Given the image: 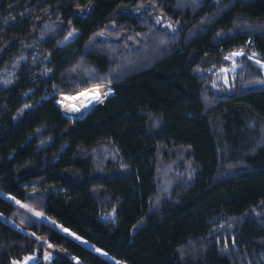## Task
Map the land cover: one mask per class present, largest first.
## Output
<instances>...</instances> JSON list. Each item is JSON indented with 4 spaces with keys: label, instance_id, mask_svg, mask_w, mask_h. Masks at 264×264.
<instances>
[{
    "label": "trees",
    "instance_id": "obj_1",
    "mask_svg": "<svg viewBox=\"0 0 264 264\" xmlns=\"http://www.w3.org/2000/svg\"><path fill=\"white\" fill-rule=\"evenodd\" d=\"M122 50L132 61L113 72ZM235 50V78L216 89ZM253 57L264 60V0H0V75L14 70L0 84V264L46 242L61 251L49 264H264ZM59 94L88 112L65 116L76 113ZM105 146L114 159L99 165Z\"/></svg>",
    "mask_w": 264,
    "mask_h": 264
},
{
    "label": "rangeland",
    "instance_id": "obj_2",
    "mask_svg": "<svg viewBox=\"0 0 264 264\" xmlns=\"http://www.w3.org/2000/svg\"><path fill=\"white\" fill-rule=\"evenodd\" d=\"M188 1L190 3L197 2V0H188ZM179 3L184 4V0H179ZM149 12L151 14L155 15L156 22L161 27H166V28L168 27L170 29H173L174 28V26L168 20H166L161 15H158L157 12H155L153 9H151ZM113 36H115V35L113 34L112 37ZM122 36H127V35L126 34H122ZM27 47L28 46L24 44V48H27ZM31 47H34V46H31ZM235 53H243V52L240 51V50H235V51L229 52L226 55L227 63L224 65V68L220 69L216 73V83H218V85L217 84H214V86H215L216 89H218L219 87H220L221 90L229 88V86L231 85L233 79L235 78V71H237L239 69V65L241 63V59H242V56H243V54L242 55H234ZM130 55H131L130 52H126V51L122 50L121 53H120V55L118 56V62L117 63H119V65L116 68L113 69L114 70L113 72L118 71L120 69V67H127L131 63V61H132ZM23 58L24 57H20V59H23ZM253 58H254L253 60H255V64H257V66L261 68V70H262V72L264 74V60L263 59H260L259 57H253ZM32 60H34V55L31 56L30 61H32ZM80 68H83L84 70H87V71H91V68L89 66H87L85 63H81L80 64ZM13 73H14V70L13 69H9L7 72L4 71L0 75V84H3L4 85V84L9 83L10 79L12 78ZM90 89L93 91V93L89 97V103H88L89 104V109H88V111L95 104L96 98H95L94 94L97 93V90L94 87H90ZM58 96H59L58 97V101H59L60 94ZM74 96H76V98H78V101L80 103V105L75 110H72L71 109L76 114H72V113H70L68 111H65V110H64L65 113L62 111L65 116L69 115L70 116L69 118H71V119H73V118H80L86 112V102H85V107H83V102H82V99L79 97V95L76 94ZM92 154L94 156V159L97 161V163L99 165L101 164V162L99 161V160H101V158H103L104 160L106 158H107V160L108 159H114V155H115L113 153V151H111L109 149V147H106V146L105 147H102V148H100V149H98L96 151H93ZM99 157H101V158H99ZM170 169H171L170 167H164L163 168V171L160 172V177H161L160 188H161V191L162 192L165 191L164 189L166 187V184L169 182V179L172 177V173H171V170ZM5 198H7L8 200H10V201H12L14 203H17L18 202V200L15 199L14 197H12L11 195H5ZM44 219L46 221L48 220L45 217H44ZM56 228L59 231L65 233L68 236L72 237L73 239L77 240L78 242H80V243H82V244H84L86 246H89L90 248H92L98 254H101L103 256H106L103 251H101V250H99V249H97L95 247H91V245L86 240H84L83 238L79 237L78 235H76L75 233L71 232L70 230L64 228L63 226L57 225ZM21 231L23 233H25V234H34L32 231L27 230V229H24V228H22ZM37 239L38 240H41L40 237H37ZM46 245L49 248L47 247V249L41 250L40 252L35 251L33 254L26 255L22 259L12 260V263L11 264H34V263H36V262H38L40 260H42V262L44 264H49L51 262L52 258L57 253H59L61 251H60L59 248H54L52 246V244L49 243V242H46ZM68 256L70 258L74 259V260H77L81 264H85V263H82L81 261H79L78 259H76V258H74V257H72L70 255H68ZM119 264H122V263H119Z\"/></svg>",
    "mask_w": 264,
    "mask_h": 264
},
{
    "label": "bare ground",
    "instance_id": "obj_3",
    "mask_svg": "<svg viewBox=\"0 0 264 264\" xmlns=\"http://www.w3.org/2000/svg\"><path fill=\"white\" fill-rule=\"evenodd\" d=\"M60 100L65 106H68L70 110L71 109L75 110L80 105L78 98H76V96L74 95H70V94L60 95Z\"/></svg>",
    "mask_w": 264,
    "mask_h": 264
},
{
    "label": "snow or ice",
    "instance_id": "obj_4",
    "mask_svg": "<svg viewBox=\"0 0 264 264\" xmlns=\"http://www.w3.org/2000/svg\"><path fill=\"white\" fill-rule=\"evenodd\" d=\"M242 54H243V53H235L234 55H242ZM105 95H107V93H106ZM94 96H95V98H96L97 100L100 99V94H99V93H95Z\"/></svg>",
    "mask_w": 264,
    "mask_h": 264
}]
</instances>
